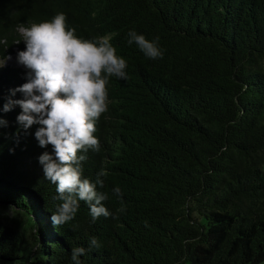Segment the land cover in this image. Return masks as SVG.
<instances>
[{"label":"trees","instance_id":"obj_1","mask_svg":"<svg viewBox=\"0 0 264 264\" xmlns=\"http://www.w3.org/2000/svg\"><path fill=\"white\" fill-rule=\"evenodd\" d=\"M58 13L79 37L110 35L127 61L126 80L109 78L100 151L82 162L92 182L107 172L97 190L112 216L93 221L80 201L54 226L62 201L38 161L52 147L17 122L18 105L3 111L28 71L7 60L0 264H73L74 247L90 249L81 264H264V0H0V60L25 50L20 26ZM132 30L159 37L163 58L129 45Z\"/></svg>","mask_w":264,"mask_h":264},{"label":"clouds","instance_id":"obj_2","mask_svg":"<svg viewBox=\"0 0 264 264\" xmlns=\"http://www.w3.org/2000/svg\"><path fill=\"white\" fill-rule=\"evenodd\" d=\"M19 32L25 50L18 51L16 59L28 70L27 82L10 90L12 95L22 93L23 99L9 98L3 111L18 105L22 111L17 122L25 130L39 125L35 131L39 146L52 147V152L45 151L38 161L45 179L56 185L58 195L54 199L62 201L51 215L54 226L72 221L80 201L87 203L93 221L112 216L103 203L108 199L107 193L97 190L98 185L104 186L101 177H106L107 172L101 169L92 182L84 178L82 162L89 150L100 151V141L94 135L96 123L108 111L109 78L127 79L126 59L117 54L110 35L95 40L77 36L64 13L48 21L20 26ZM158 41L159 37L150 41L134 30L128 32V44L135 43L150 59L163 58L164 50ZM9 59L5 56L0 60V68ZM6 124L0 118V125ZM113 192L121 196L119 187ZM99 246L97 238L92 237L90 248ZM89 250L72 248L73 264H81L80 257Z\"/></svg>","mask_w":264,"mask_h":264},{"label":"built area","instance_id":"obj_3","mask_svg":"<svg viewBox=\"0 0 264 264\" xmlns=\"http://www.w3.org/2000/svg\"><path fill=\"white\" fill-rule=\"evenodd\" d=\"M13 56H14V55H11V56H10L11 59H9L8 61H11V62L17 63V60L13 59Z\"/></svg>","mask_w":264,"mask_h":264},{"label":"rangeland","instance_id":"obj_4","mask_svg":"<svg viewBox=\"0 0 264 264\" xmlns=\"http://www.w3.org/2000/svg\"><path fill=\"white\" fill-rule=\"evenodd\" d=\"M18 51H19V50H17V52H18ZM16 57H17V54H15V55L13 56V59L17 60Z\"/></svg>","mask_w":264,"mask_h":264}]
</instances>
